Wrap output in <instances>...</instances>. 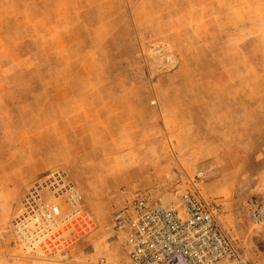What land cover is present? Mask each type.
Segmentation results:
<instances>
[{"label":"rangeland","instance_id":"obj_1","mask_svg":"<svg viewBox=\"0 0 264 264\" xmlns=\"http://www.w3.org/2000/svg\"><path fill=\"white\" fill-rule=\"evenodd\" d=\"M48 2L56 49L43 58L33 55L46 33L32 31L33 1L0 0V264H97L102 257L127 264L122 238L108 228L113 214L140 193L172 201L199 170L203 196L221 203L222 224L250 264H264V225H249L250 202L264 196V134L248 143L247 159L196 160L191 111L195 103H262L264 122V0ZM124 81L127 98L146 93L154 109L119 120L112 95ZM84 95L87 114L79 106ZM99 103L109 108L98 111ZM157 114L171 123L182 115L193 127L178 138L160 134L151 120ZM242 114L212 113V120ZM177 145L178 167L161 178L129 168L135 151L159 165V154Z\"/></svg>","mask_w":264,"mask_h":264},{"label":"built area","instance_id":"obj_2","mask_svg":"<svg viewBox=\"0 0 264 264\" xmlns=\"http://www.w3.org/2000/svg\"><path fill=\"white\" fill-rule=\"evenodd\" d=\"M118 84L120 91L131 94L125 81ZM202 174L199 170L195 176L187 175L174 201L142 193L113 214L108 228L122 238L127 264H250L243 247L221 222V203L203 196ZM249 210L250 227L263 226L264 196L252 199ZM83 224H92L89 215L83 214ZM97 264L112 263L102 257Z\"/></svg>","mask_w":264,"mask_h":264},{"label":"crops","instance_id":"obj_3","mask_svg":"<svg viewBox=\"0 0 264 264\" xmlns=\"http://www.w3.org/2000/svg\"><path fill=\"white\" fill-rule=\"evenodd\" d=\"M33 3L31 5L27 6V12H30V14L33 17L32 22V31H36V28L38 30L41 26L46 27L43 28L46 30L45 35L43 36V40L41 42L37 41V45H34L37 47V52L34 51L33 55L36 56V53H40V56L43 54V58H50L51 54L53 53V48L56 49L53 46L51 37L48 38V35L51 34V28L53 25V10L50 8V4L48 1L50 0H31ZM38 1H44V5H39L40 2ZM215 15V14H214ZM55 27V26H54ZM227 31H232L231 28ZM49 32V33H48ZM34 36V35H33ZM36 36V35H35ZM232 36V35H230ZM233 44L232 39H225L224 40V48L228 49L231 48ZM69 45V44H68ZM67 44L63 43L58 45V47H66ZM70 47L73 46L69 45ZM48 52V54H46ZM229 55H232V51L230 50ZM232 56H227L228 59H230ZM50 63V59H47L46 61ZM255 63H259V59H256L254 61ZM228 74V72H225ZM211 75L215 76V73H209ZM226 76V75H225ZM87 92V91H86ZM88 94V93H86ZM208 95L211 97L212 94L208 93ZM114 97V105H117V109L114 108V111H117L119 113V120L123 121L125 119L126 113L134 114L136 117L139 116V112L146 110H152L154 109V106H152L147 97L148 94L140 93V95H134L130 98L125 96V93L123 91H119L118 93L114 92L112 95ZM200 97V93L197 95ZM79 101L80 111H85L86 114L88 113V105H87V99L88 96L84 95L81 96ZM78 99V100H79ZM102 105H106L105 103H99L97 105L98 111H106L105 107L103 110ZM112 106V105H109ZM161 106V104H160ZM162 107V106H161ZM94 109V108H93ZM92 109V110H93ZM95 109V110H96ZM192 112H195V159L196 160H209V159H215L219 160L221 158H224L225 153H229V157L231 159L235 160H241V159H247L251 157L248 155V153L253 152V150L249 146L250 143H258V139L261 138L264 134V122H263V105L261 104H231L228 102V104H222V105H212V104H203L195 103V109L191 110ZM227 111H237V112H243L244 114L241 115V118L238 121H215L213 123L212 120V113H221V112H227ZM180 113L182 111H179ZM254 112V113H253ZM202 113V114H200ZM124 114V115H123ZM123 115V116H122ZM108 118V116H105ZM104 116V120L106 119ZM217 117V115H216ZM220 118V116H218ZM207 118V119H206ZM155 124V128L159 129V132H163L164 135H170L171 133L175 131V133L178 135L176 138L180 137L181 135H184L186 133L187 129L193 127V122H186L182 119V115H178V117L175 119L173 123L167 121L165 117L162 116V114H157L154 118L151 119ZM220 122V123H219ZM217 124V125H215ZM219 124V125H218ZM215 125V126H214ZM238 128L239 131L236 132L234 129ZM210 134H213L210 136ZM171 136V135H170ZM209 136V141H207V137ZM210 137H213V144H210ZM224 137H229L231 139V146L228 147L223 140ZM249 139V141H248ZM177 146H175V150H171L170 152H163L159 154V158L163 161L159 160V165L154 161L151 166L150 164H145L142 162V160H153V155L151 153H147L142 157L139 153L134 154V157L131 160V164L129 165V168L135 173V174H145L146 172L153 171L154 173H158V178H161L162 175L169 174L172 169L175 167H178L179 160H181V157L179 156V153L177 152ZM138 147L135 148L137 150ZM218 153H223L224 155H218ZM214 154V155H213ZM166 161V162H165ZM162 163V165H161ZM124 165V164H123ZM125 166V165H124ZM202 170V169H201ZM162 171V173H161ZM161 173V174H160ZM152 174V173H150ZM160 174V175H159ZM169 178V176L167 177ZM179 179V178H177ZM140 193L139 195H141ZM175 199V198H174ZM174 199L172 201H174ZM171 202V201H170ZM220 219L222 220L221 216ZM223 222V221H222ZM225 226V224H224ZM227 228V226H225ZM228 231L233 236L234 234L227 228ZM235 233V232H234ZM243 234V233H242Z\"/></svg>","mask_w":264,"mask_h":264}]
</instances>
